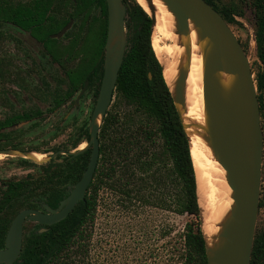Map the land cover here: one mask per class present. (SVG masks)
Here are the masks:
<instances>
[{
    "label": "flooded vegetation",
    "instance_id": "af4514ba",
    "mask_svg": "<svg viewBox=\"0 0 264 264\" xmlns=\"http://www.w3.org/2000/svg\"><path fill=\"white\" fill-rule=\"evenodd\" d=\"M121 3L126 8L128 40V7L137 1L121 0ZM97 27L101 29L96 33ZM108 28L107 0H0V131L23 123H37L48 111L54 113L66 105L77 107L78 100L88 92L94 97L90 123L79 128L71 148L0 146V153L36 151L49 158L43 163L22 156L0 160L18 158L19 166L25 170L23 176L0 170V264L45 263L50 227L65 220L90 192L101 161V127L99 162L85 198L60 221L48 224L34 219L37 213L27 212L20 233L15 229L17 218L25 211L52 215L53 210H59L88 168L94 150V144H90L91 122L105 73ZM101 70L103 76L98 88L97 73ZM30 76L40 81L41 88L35 96ZM48 97L50 107L43 108L42 103H47ZM33 103L36 105L32 106ZM82 143H86L84 148ZM85 152L87 164L81 177L74 180L66 162Z\"/></svg>",
    "mask_w": 264,
    "mask_h": 264
},
{
    "label": "trees",
    "instance_id": "16d2710c",
    "mask_svg": "<svg viewBox=\"0 0 264 264\" xmlns=\"http://www.w3.org/2000/svg\"><path fill=\"white\" fill-rule=\"evenodd\" d=\"M206 1L230 25L238 23L235 7ZM254 6L256 40L263 63L256 73L262 116L264 0H255ZM128 15V47L119 71L116 102L101 125L100 165L85 200L65 220L50 227L43 264H87L86 227L95 217L99 192L105 187L120 193L127 205L140 201L190 216L184 230L177 233L173 260L175 264H208L190 141L153 46V20L139 3L128 7ZM97 76L99 88L103 70ZM122 104L130 109L122 112ZM87 160L85 152L66 162L74 180L81 177ZM251 264H264V230L255 236Z\"/></svg>",
    "mask_w": 264,
    "mask_h": 264
},
{
    "label": "water",
    "instance_id": "95a60500",
    "mask_svg": "<svg viewBox=\"0 0 264 264\" xmlns=\"http://www.w3.org/2000/svg\"><path fill=\"white\" fill-rule=\"evenodd\" d=\"M107 1L109 5L106 43L108 57L91 122L90 144H94V150L90 163L73 193L63 202L59 210H53L52 215L36 210L20 214L15 223L18 233L21 231L22 221L27 212L37 213L33 218L48 224L64 219L74 206L85 198L93 180L100 157L101 124L96 121L101 117L103 122L115 98L119 71L126 53V42L121 41L125 32L126 8L121 0ZM165 2L176 16L178 34L189 30V20L192 19L200 29L201 37L207 38L210 42L203 62L208 133L219 161L228 172L229 183L234 190L235 210L231 222L224 230L225 242L221 248L210 250L205 238L208 264H251L260 209L264 151V133L255 73L249 56L231 25L209 2L206 0H165ZM148 14L153 20L154 29L155 15ZM115 38H119V42H114ZM223 71L234 75L233 84L228 92L220 87ZM185 83L186 74L181 71L174 89L167 84L187 133L183 119V111L186 109ZM187 136L189 138L188 133ZM201 222L203 230L202 214Z\"/></svg>",
    "mask_w": 264,
    "mask_h": 264
},
{
    "label": "rangeland",
    "instance_id": "374dc122",
    "mask_svg": "<svg viewBox=\"0 0 264 264\" xmlns=\"http://www.w3.org/2000/svg\"><path fill=\"white\" fill-rule=\"evenodd\" d=\"M215 2L220 7L236 8L238 23L231 24V27L241 40L256 76L263 63L259 58V46L256 40L257 18L256 7L254 6L255 0H215ZM100 29L101 27H97L96 33ZM174 29L172 28L169 32L170 36H168V39H165L166 44L171 45L174 43L177 33L176 28ZM118 40L119 38H115L114 42H119ZM121 41L126 42L125 50H127L126 25ZM104 56L105 60L103 62L105 61L104 63L106 64L107 50ZM30 79L31 84H33V96H35V92L38 94V90L41 88L39 86L40 81L39 78L34 76H30ZM47 99H49L47 103H42L43 108L50 107L51 99L50 97ZM78 101L80 103L77 107L72 108V105H66L54 113L48 111L47 115L37 123L28 122L1 130L0 136L2 134L4 136L0 137V146L17 144L21 147H34L42 150H52L56 147L71 148L75 136L79 133V128L88 126L90 123L94 106L92 92L86 93ZM115 102L116 95L110 110L114 108ZM35 105L36 103H33L32 106ZM121 106L120 110L122 112L130 109L126 104ZM99 123L102 124L101 119ZM261 123L264 133V114L261 116ZM194 157L197 166L198 192L201 204L202 174L204 169L201 165L200 151H196ZM17 160L18 158L1 161L0 170H7L9 174L16 173L23 176L25 170L19 166ZM261 198L263 205L259 209L256 234L264 230V151L262 158ZM123 200L120 193L108 187L100 190L95 217L86 227L87 238L84 240V245L87 249L86 263L175 264L173 254L177 233L184 230L186 223L191 217L178 215L152 205H143L140 201H134L132 204L127 205Z\"/></svg>",
    "mask_w": 264,
    "mask_h": 264
},
{
    "label": "bare ground",
    "instance_id": "6f19581e",
    "mask_svg": "<svg viewBox=\"0 0 264 264\" xmlns=\"http://www.w3.org/2000/svg\"><path fill=\"white\" fill-rule=\"evenodd\" d=\"M148 13L155 15L153 46L164 67L169 86L174 89L181 71L186 74L184 124L191 141V152L197 175L195 152L200 151L202 174L201 214L203 230L210 250L221 248L225 242V228L231 222L235 210L234 190L231 188L228 172L219 161L208 133V116L204 94L203 62L210 46L207 38L201 37L200 29L189 20V30L176 33L175 41L165 43L169 32L176 28L177 21L165 0H136ZM175 30V29H174ZM173 32V31H172ZM175 34V33H174ZM175 36V35H174ZM234 75L223 71L220 87L228 92L233 84ZM101 117L97 119V123ZM86 143H82L84 148ZM7 156H22L38 163L48 161V155L40 152H1L0 160ZM199 199V198H198ZM200 201V200H199Z\"/></svg>",
    "mask_w": 264,
    "mask_h": 264
}]
</instances>
